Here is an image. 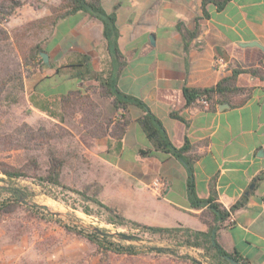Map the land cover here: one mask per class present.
I'll return each mask as SVG.
<instances>
[{"label": "crops", "instance_id": "obj_1", "mask_svg": "<svg viewBox=\"0 0 264 264\" xmlns=\"http://www.w3.org/2000/svg\"><path fill=\"white\" fill-rule=\"evenodd\" d=\"M102 3L108 14L116 15L121 59L115 60L110 53L100 20L86 12L61 20L44 46L51 67L26 79V92L42 100L33 108L55 119L62 97L81 92L98 105L97 112L103 111L109 101L99 97L96 75L116 78L123 93L143 101L160 119L175 147L182 148L186 142L192 145L200 199L210 198L213 181L218 203L228 211L249 198L231 213L229 220L232 217L234 223L230 226L228 220L219 231L218 242L249 264H264V79L239 74L236 86L248 92L229 102H217L213 109L199 100L188 105L184 96L185 88H214L237 69L261 68L264 75V0H231L222 10L209 4L207 16L202 0ZM180 23L195 33L187 50L178 30ZM80 54L91 57L94 74L85 79L71 77L73 66L82 62ZM36 76L42 88L30 87V79ZM46 81L49 84L44 87ZM125 114L130 123L118 149L110 136L92 137L85 131L91 143L87 155L93 164L120 174V211L146 226L207 232L208 225L201 220L207 207L191 206L186 166L154 151L137 122L145 115L140 107L131 105ZM119 118L116 113L114 120ZM149 150V156L141 154ZM146 168L157 171L146 177ZM156 181L163 186H156Z\"/></svg>", "mask_w": 264, "mask_h": 264}, {"label": "rangeland", "instance_id": "obj_2", "mask_svg": "<svg viewBox=\"0 0 264 264\" xmlns=\"http://www.w3.org/2000/svg\"><path fill=\"white\" fill-rule=\"evenodd\" d=\"M18 1L20 6L2 25L11 39L0 41V78L19 69L30 76L44 71V62L35 61L34 66L27 67L25 64L31 59L33 48L46 45L53 29L40 21L61 0ZM39 81V76L32 77L30 87H40ZM48 84L46 81L44 87ZM37 100L42 101L25 91L16 104L0 101V169L29 168L31 160L36 159L44 173L54 154L65 163L62 187L33 178L11 179L0 170V264H192L191 259L214 263L212 253L183 246L181 236L152 234L127 219L120 211V174L113 168L93 164L87 155L91 143L82 114L70 109L64 115L61 109L56 110L55 119L48 118L33 108ZM25 124L35 131L43 129L41 133H48L49 137L27 141L20 134ZM156 171L146 168L143 174L149 177ZM13 192L22 199L14 201L18 195ZM93 197L115 209L118 216L89 200ZM95 229L133 239L114 236L106 242L92 241L88 236ZM108 242L116 248H128L132 254L110 251Z\"/></svg>", "mask_w": 264, "mask_h": 264}, {"label": "trees", "instance_id": "obj_3", "mask_svg": "<svg viewBox=\"0 0 264 264\" xmlns=\"http://www.w3.org/2000/svg\"><path fill=\"white\" fill-rule=\"evenodd\" d=\"M231 0H202V10L204 16H207V6L213 4L218 10H222ZM9 4V6H8ZM20 6L18 0H3L0 3V41H9L11 39L6 29L2 27L9 18L13 15L16 8ZM51 14L42 19L41 23H48V25L54 29L55 26L61 21L79 12H86L91 17L100 20L104 24V36L108 43V48L113 58L121 59V52L119 49L118 40L120 37V31L117 26V18L115 14H108L103 6L102 0H61L58 6L50 8ZM178 30L182 33L185 39V48L188 49L189 39L195 35V33L189 32L183 23L178 25ZM41 52L47 53V50L37 45L31 50V59L26 62L25 66H34L35 61L43 63V59L40 56ZM82 56V62L73 66V72L71 77L78 79H85L91 76L93 73L91 57L87 54H80ZM120 64H122L120 62ZM59 72V70H58ZM250 73L254 76L264 79V75L261 68L258 69H237L234 71L232 77L223 79L216 87L208 89H184V96L188 105L195 104L198 100L205 99L209 102V106L213 109V106L217 103L229 102L232 98L239 94L248 92V89L238 88L236 86V78L239 74ZM30 75H25L24 72L19 69L13 73H5L0 78V101H9L12 104L19 102V95L26 91V79ZM50 79V77H47ZM96 79L99 82L100 93L99 97L109 101L107 106V112H97L98 105H96L89 96L83 95L81 92L71 93L64 95L61 99V109L65 115L67 111L73 109L76 113L82 114V119L86 123V132L92 137L110 136L117 141V149L120 148V141L124 138L129 126V120L126 116V112L131 105L140 107L145 115L137 120L142 131L146 135L147 139L153 146L155 152H161L167 155H171L181 161L187 168L188 179V196L191 206L195 209H207L202 213L201 220L208 225L207 232L195 231L188 228H162L146 226L140 223H133L137 228L144 229L152 234L160 235H174L181 236L184 239L183 246L200 248L213 254L214 263L230 264L224 257L229 256L242 264H249L246 260L240 257L237 253H228L218 242L219 231L224 228L231 216V213L237 209L245 206L248 201V197L244 198L236 205H234L230 211L225 209L220 203H218V193L216 189V183L213 181L210 185L211 196L207 200H202L198 197L195 182H194V163L196 157L190 154L192 145L186 142L184 147L177 148L171 142L162 122L158 119L148 108V106L140 99L123 93L117 86L116 78H104L100 75H96ZM242 104V102H241ZM116 113L120 114L118 120H114ZM173 116H177L173 114ZM63 117V116H62ZM63 122V119H62ZM43 132V129L40 130ZM35 131L30 125L25 124L24 128L20 131V134L27 138V141H34L36 139H43L49 137L48 133H41ZM152 151H141L143 156H149ZM65 163L62 159L57 158L54 154L50 156L49 165L47 170L43 173L40 165L36 159L31 160L29 168H8L0 169L2 173L11 179H27L33 178L44 184H49L54 187H62L61 171ZM31 170H35V173H30ZM18 195V192H13ZM85 196V193L82 192ZM22 196L19 194L15 197L14 201L21 200ZM92 202L105 208L112 216L116 211L112 207L104 205L98 197L90 198ZM3 207V206H2ZM1 210V208H0ZM125 222V218L120 217ZM229 224V222H228ZM90 240L100 239L103 242L108 241L110 236L104 232V235L94 232L88 236ZM103 247V244H99ZM109 250L116 253H131L128 248H116V245L108 242ZM162 252V251H161ZM192 264H196L194 259H191Z\"/></svg>", "mask_w": 264, "mask_h": 264}, {"label": "water", "instance_id": "obj_4", "mask_svg": "<svg viewBox=\"0 0 264 264\" xmlns=\"http://www.w3.org/2000/svg\"><path fill=\"white\" fill-rule=\"evenodd\" d=\"M249 46H256V43H251V44H249ZM40 56H41L42 59H43V62H44V68H45V69H49V68L51 67L50 56H49V54H48V53H45V52H41V53H40ZM227 106H228V105H227ZM253 187H254V186H253ZM253 187H252V188H253ZM95 232H98V233L104 235V232L101 231V230H99V229H95ZM107 234H108L110 237L120 236V237H122L124 240H128V241H130V240L133 239L131 236H128V235H121V234L112 235V234H109V233H107ZM153 250H159V249H153ZM159 251H160V252L162 251V252H164V253L169 252L168 250H159ZM224 258H225L227 261H229L230 264H242L241 262H238L237 260H235V259H233V258H231V257H229V256H225ZM194 262H195L196 264H202L200 261H198V260H196V259H194Z\"/></svg>", "mask_w": 264, "mask_h": 264}, {"label": "built area", "instance_id": "obj_5", "mask_svg": "<svg viewBox=\"0 0 264 264\" xmlns=\"http://www.w3.org/2000/svg\"><path fill=\"white\" fill-rule=\"evenodd\" d=\"M217 62L220 63V64H223V60L222 59H219ZM199 102L202 105H204L205 107L209 106V102L207 100H205V99H201V100H199ZM155 185L156 186H163V183L160 182V181H156ZM233 223H234V219L231 217V219L229 220V225L231 226Z\"/></svg>", "mask_w": 264, "mask_h": 264}]
</instances>
